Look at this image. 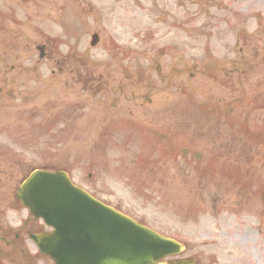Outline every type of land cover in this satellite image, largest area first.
<instances>
[{
	"label": "rangeland",
	"instance_id": "374dc122",
	"mask_svg": "<svg viewBox=\"0 0 264 264\" xmlns=\"http://www.w3.org/2000/svg\"><path fill=\"white\" fill-rule=\"evenodd\" d=\"M263 58L264 0H0L6 221L23 177L64 169L200 264H264Z\"/></svg>",
	"mask_w": 264,
	"mask_h": 264
},
{
	"label": "water",
	"instance_id": "95a60500",
	"mask_svg": "<svg viewBox=\"0 0 264 264\" xmlns=\"http://www.w3.org/2000/svg\"><path fill=\"white\" fill-rule=\"evenodd\" d=\"M18 197L35 217L55 228L34 237L55 264H156L174 250L172 241L98 202L66 172L35 171Z\"/></svg>",
	"mask_w": 264,
	"mask_h": 264
},
{
	"label": "flooded vegetation",
	"instance_id": "af4514ba",
	"mask_svg": "<svg viewBox=\"0 0 264 264\" xmlns=\"http://www.w3.org/2000/svg\"><path fill=\"white\" fill-rule=\"evenodd\" d=\"M23 233H25L23 230L21 231V233H17L15 235L16 237V241H6V245H4L5 247L4 248H1L2 250H5L7 254H9V251H14L17 253V251L19 250V252L21 254H24L25 256L23 258H19V261H20V264H34L38 261V257H35V258H28V256L25 254V245H26V242L23 241ZM3 240H6L5 237H2ZM1 245V244H0ZM0 256H5V253L4 252H1L0 251ZM191 257V256H190ZM190 257H182L180 259L178 258H175V259H172V260H168V263L170 264H190L191 261H189L188 259H190ZM6 262V264H10L9 262L11 261H15V259H5L4 260Z\"/></svg>",
	"mask_w": 264,
	"mask_h": 264
}]
</instances>
